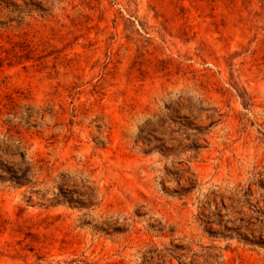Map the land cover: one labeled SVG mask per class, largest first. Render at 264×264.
Masks as SVG:
<instances>
[{
	"label": "rangeland",
	"instance_id": "obj_1",
	"mask_svg": "<svg viewBox=\"0 0 264 264\" xmlns=\"http://www.w3.org/2000/svg\"><path fill=\"white\" fill-rule=\"evenodd\" d=\"M0 264H264V0H0Z\"/></svg>",
	"mask_w": 264,
	"mask_h": 264
}]
</instances>
